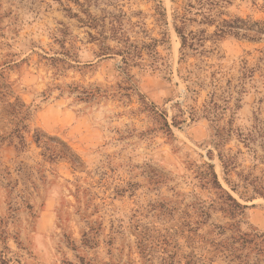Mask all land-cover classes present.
<instances>
[{
    "label": "rangeland",
    "instance_id": "1",
    "mask_svg": "<svg viewBox=\"0 0 264 264\" xmlns=\"http://www.w3.org/2000/svg\"><path fill=\"white\" fill-rule=\"evenodd\" d=\"M201 2L0 0V264H264V0Z\"/></svg>",
    "mask_w": 264,
    "mask_h": 264
},
{
    "label": "trees",
    "instance_id": "2",
    "mask_svg": "<svg viewBox=\"0 0 264 264\" xmlns=\"http://www.w3.org/2000/svg\"><path fill=\"white\" fill-rule=\"evenodd\" d=\"M203 0H197L198 5H201ZM189 8H193L191 5H189ZM187 19L185 14L182 15L181 17H179V22L181 24L180 27L175 26V31L180 39V43H181V48H192L195 44V42L198 41V39H196L195 34H193L192 32H185V23H186ZM223 23L225 24V21H223ZM233 24V23H232ZM228 28H233L232 25H227ZM217 32L220 34H225L227 32V28L224 25V27L222 26L220 29H217ZM224 169H226L225 164H223ZM212 176H213V183L216 185V187L223 193H225V195H227L228 199L232 202V204L237 207V208H243L242 206H240L231 196H229V194L224 191L222 189V187L220 186V184L217 181L216 175L212 172Z\"/></svg>",
    "mask_w": 264,
    "mask_h": 264
}]
</instances>
